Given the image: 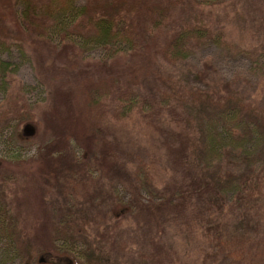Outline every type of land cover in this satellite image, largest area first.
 <instances>
[{"label":"rangeland","instance_id":"rangeland-1","mask_svg":"<svg viewBox=\"0 0 264 264\" xmlns=\"http://www.w3.org/2000/svg\"><path fill=\"white\" fill-rule=\"evenodd\" d=\"M109 1L112 0H72V5ZM20 6L14 0H0V37L15 39L29 56V61L19 65L15 75L9 77L7 97L19 94L26 100L36 117V131L27 144L19 143L22 147L16 149V159H6L7 152L15 150L14 132L22 127L16 129L14 121L0 118V126L5 128L0 135V183L5 189L19 241L25 237L22 244L30 249L29 259L36 263L34 258L47 249L49 240L57 243L64 239L63 234H71L60 214L74 207L79 213L69 222L75 233L66 240L78 242L81 249L88 248L81 242L80 233H83L95 252L110 258V264H203L201 260L206 255L201 251L205 244L190 233L200 220L194 198L186 207L174 202L182 208V214L176 208L171 212L159 206L160 195L194 191L202 184V173L194 158L188 159L183 151L188 136L193 139L198 136L196 127L185 129L189 113L184 107L180 109L182 127L177 128L172 114L162 111L165 110L162 94L173 95L175 89L171 88L177 86L204 90L211 74L218 82H233L240 77L251 87L258 81L252 59L234 50L207 46L194 50L186 61L176 65L154 54L150 58L142 53L105 60L102 57L107 49L92 46L84 55L88 58L72 69L75 61L70 62L69 56L80 49L79 21L70 29L48 31L50 40H45L21 25ZM197 10L194 1L187 0L175 11L171 25ZM203 12L216 28L224 30L228 41L241 50L258 52L262 55L258 63L264 62L263 1L219 0ZM167 33V29L158 34L144 30L142 38L154 49L158 42H167ZM17 53L15 48L12 53L15 60ZM0 56L9 58L6 53ZM140 60L150 61L161 75V78H146L135 92L153 105L152 111L144 105L134 110L118 128L106 125L89 138H77L69 103L70 90L76 81L87 76L98 78L126 72ZM257 96L263 104L264 91ZM2 101L0 92V106L6 104ZM171 112L175 113L172 109ZM139 161L151 166L152 194L157 199L149 207L138 205L133 209L131 199L133 195L139 197V193L132 170ZM140 196L143 201H151L146 194ZM74 199H77L76 207ZM80 218L90 222L83 229L78 227ZM96 223L98 230L93 232ZM243 225L239 229L241 233L251 236L264 233L263 226ZM99 240H105L102 251Z\"/></svg>","mask_w":264,"mask_h":264},{"label":"trees","instance_id":"trees-1","mask_svg":"<svg viewBox=\"0 0 264 264\" xmlns=\"http://www.w3.org/2000/svg\"><path fill=\"white\" fill-rule=\"evenodd\" d=\"M14 1L16 5H21V25L45 40H50L47 33L70 29L79 21L80 34L77 37L80 49H75L69 56L70 62L75 61L71 64L72 69L88 58L84 55L90 52L88 48L92 46L107 49L102 57L105 60L127 53H142L150 58L154 54L176 65L186 61L194 50L207 46L234 50L232 52L243 53L253 60L258 81L251 87L240 77L233 82H218L211 74L204 90L182 86L178 89L176 85L177 88H171L175 89L173 95L163 92L165 110L162 111L172 114L177 128L182 127L180 116L184 107L189 113L185 129L196 127L198 136L193 139L187 135L189 141L183 151L188 159L194 158L202 173V184L194 190L195 193L183 190L167 196L160 195L159 206L169 208L171 212L176 208L181 213L182 208L174 202L186 207L194 198V205L199 206L200 220L197 228L193 227L190 233L205 244L201 251L206 255L201 260L203 264H264V233L251 236L239 231L240 226H245L243 224L264 227V103L260 104L257 100V95L264 91V62L258 63L257 59L262 56L258 52L241 50L228 41L224 30L216 28L203 12L219 0H192L198 10L173 26L175 11L187 0H112L76 7L72 5V0ZM261 1L264 3V0ZM164 29L169 32L166 43L158 42L154 49L153 45L145 44L142 38L144 30L158 34ZM11 40L0 37V55L6 53L9 56H0V92L2 102H6L0 106V118L8 117V122L14 121L16 129L22 127L13 135L14 152H7L5 156L14 160L16 149L22 147L19 143L27 144L34 136L36 117L21 95L7 97L9 77L15 75L19 65L29 61L22 44ZM15 48L17 60L12 58ZM150 76L161 78L150 61L140 60L126 72L98 78L87 76L76 81L70 90L69 103L77 138H89L106 125L118 128L134 110L144 105L151 110L153 105L135 94L141 82ZM4 129L0 126V135ZM132 171L139 193V197L133 195L131 199L135 206H132L133 209L138 205L151 206L157 199L152 194L154 179L151 166L139 161ZM141 194L149 196L151 201H143ZM6 199L5 189L0 183V264L17 261L20 264H110V258L102 252H95L83 233H80L83 237L81 242L88 248L81 249L78 242L66 240L68 235L75 233V230L72 231L74 226L69 222L75 213H79V210L72 209L74 207L60 214L71 234L59 232L64 239L57 240V243L49 240L47 249L39 258H34L37 259L35 263L29 259L30 249L28 251L22 244L25 237L19 241ZM73 202L76 207L77 199ZM87 221L80 218L78 227L88 225L90 222ZM97 230L96 223L93 232ZM102 242L105 240L98 241L101 251Z\"/></svg>","mask_w":264,"mask_h":264}]
</instances>
